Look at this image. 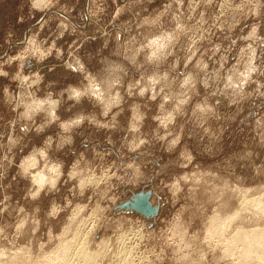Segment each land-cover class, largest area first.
<instances>
[{"label":"rangeland","instance_id":"rangeland-1","mask_svg":"<svg viewBox=\"0 0 264 264\" xmlns=\"http://www.w3.org/2000/svg\"><path fill=\"white\" fill-rule=\"evenodd\" d=\"M263 198L264 0H0V264H264Z\"/></svg>","mask_w":264,"mask_h":264},{"label":"water","instance_id":"water-1","mask_svg":"<svg viewBox=\"0 0 264 264\" xmlns=\"http://www.w3.org/2000/svg\"><path fill=\"white\" fill-rule=\"evenodd\" d=\"M150 191L145 190L138 194H135L132 198L124 200L118 205L120 208L133 209L141 212L146 216H153L157 211L156 206H152L150 202Z\"/></svg>","mask_w":264,"mask_h":264},{"label":"bare ground","instance_id":"bare-ground-1","mask_svg":"<svg viewBox=\"0 0 264 264\" xmlns=\"http://www.w3.org/2000/svg\"><path fill=\"white\" fill-rule=\"evenodd\" d=\"M257 199H258V198H257ZM260 199H261V198H259L257 202H258L260 205H263V204H262L263 201H262V199H261V200H260ZM263 199H264V198H263ZM253 200H254V199H253ZM253 200H251V201H252V203H253L254 206H255V203H257V202H256V201H253ZM259 200H260L262 203L259 202ZM245 201H246V200H245ZM251 201H247V202H249L248 204L251 205ZM247 202H246V204H247ZM254 202H255V203H254ZM258 203H257V204H258ZM243 204H244V203H243ZM253 204H252V205H253ZM260 205H257V207L261 209L262 206H260ZM255 208H256V206H255ZM258 208H256V209L258 210ZM228 220H229V219H228ZM228 223H229V222H228ZM226 225H227V224H225V226H226ZM225 226H224V227H225ZM222 228H223V227H222ZM227 228H228V226H227ZM224 229H225V228H224ZM90 231H91V230H90ZM72 240H73V239H72ZM76 241H77V240H76ZM70 242H71V241H70ZM69 244H71V243H69ZM69 244H68V245H69ZM263 245H264V243H263ZM263 245H262V247H263ZM69 246H70V245H69ZM71 246H72V244H71ZM68 248H70V247H68ZM248 248H249V246H248ZM65 249H66V248H65ZM65 249H64V253H65V255L62 257V258H63V261H64L63 264H74L75 259H77V258H78L77 260L80 259V258H79V254L77 255L78 252L76 253L77 258L74 259V257H75V256H74V255H75L74 253H75L76 251H74L73 254H72V253H71V250H70V252H68L69 249H66L67 251L65 252ZM244 249H246V248H244ZM244 249H243V250H244ZM246 250H247V249H246ZM246 250H245V252H246ZM251 250H252V249H251ZM251 250L249 249V252H250ZM62 251H63V250H62ZM79 251H81V250H79ZM84 251H85V250H84ZM84 251H81V252H80V255H81L82 252H84ZM253 251H254V250H253ZM253 251H251V252H253ZM249 252H248V253H249ZM62 253H63V252H62ZM64 253H63V254H64ZM66 253H67V254H66ZM84 253H85V252H84ZM84 253L80 256V257H81V262H82V264H93V263H91V261H88L89 259L84 260L85 258H88V255H89V254H87V252L85 253L87 256H86ZM124 253H125V252H124ZM124 253H123V254H124ZM243 253H244V252H243ZM246 253H247V252H246ZM249 254H250V253H249ZM249 254H248V255H249ZM253 254H254V255H253ZM253 254L251 253V255H253L254 258H257V259L259 260V263H260L261 260H264V251H263V250H261V251H259V252H258V251H254ZM244 255H246V254L244 253ZM244 255H243V256H244ZM56 256H57V255H56ZM58 256H59V255H58ZM60 256H61V255H60ZM246 256H247V255H246ZM249 256H250V255H249ZM253 256H252V257H253ZM252 257H251V261L254 260ZM60 258H61V257H59V259H60ZM246 258H247V257H246ZM248 258H249V257H248ZM57 259H58V258H57ZM73 259H74V261H73ZM260 259H261V260H260ZM60 260H61V259H60ZM126 260L128 261V257H127ZM258 260H257V261H258ZM236 261H238V260H236ZM254 261H255V260H254ZM123 262H124V261H123ZM244 263H245V262H244ZM237 264H238V263H237ZM250 264H251V263H250ZM262 264H263V263H262Z\"/></svg>","mask_w":264,"mask_h":264}]
</instances>
